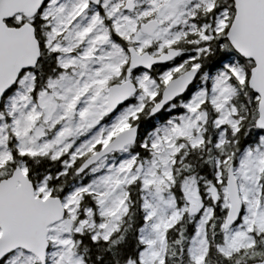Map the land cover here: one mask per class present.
<instances>
[{"label": "snow or ice", "instance_id": "1", "mask_svg": "<svg viewBox=\"0 0 264 264\" xmlns=\"http://www.w3.org/2000/svg\"><path fill=\"white\" fill-rule=\"evenodd\" d=\"M0 264H264V0H0Z\"/></svg>", "mask_w": 264, "mask_h": 264}]
</instances>
